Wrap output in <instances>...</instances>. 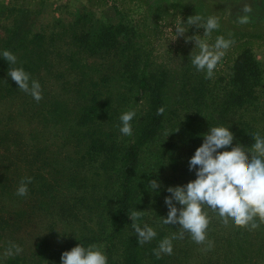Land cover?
Listing matches in <instances>:
<instances>
[{
	"label": "rangeland",
	"instance_id": "374dc122",
	"mask_svg": "<svg viewBox=\"0 0 264 264\" xmlns=\"http://www.w3.org/2000/svg\"><path fill=\"white\" fill-rule=\"evenodd\" d=\"M233 1L0 0V51L9 48L17 57L15 65L0 64L23 67L42 87L37 102L6 74L0 77L3 264H47L83 240L104 251L102 232L112 228L124 168L116 154L136 141L152 106L142 81L161 87L165 114L157 136L140 150L133 183L135 209L158 235L138 245L131 225L126 229L131 242L123 257H135L132 264H143L161 235L179 228L156 225L158 216H167L168 193H149V180L159 178L166 188L195 179L188 160L209 126L230 127L233 148H246L248 127L264 134V24L257 23L264 19V0ZM194 15L217 16L220 28L210 41H231L211 79L191 64L194 43L173 33ZM241 16L246 23H238ZM193 34L203 29L192 26L186 35ZM129 109L136 111L133 134L123 136L119 117ZM25 177L32 182L21 197L17 188ZM256 222L255 229L225 227L209 212L211 250L202 251L205 245L185 233L157 264H264L263 223ZM12 243L23 251L5 257Z\"/></svg>",
	"mask_w": 264,
	"mask_h": 264
},
{
	"label": "clouds",
	"instance_id": "9594fccd",
	"mask_svg": "<svg viewBox=\"0 0 264 264\" xmlns=\"http://www.w3.org/2000/svg\"><path fill=\"white\" fill-rule=\"evenodd\" d=\"M250 10L247 6L243 9L244 12ZM238 22L246 23L247 17H239ZM192 26L203 29V35H186ZM219 28V18L214 15L190 16L186 22L181 21L174 26L175 40L183 38L186 42L194 43L190 54L191 64L198 72H203L206 79L214 76L225 51L231 46V41L223 36H216L214 42L210 41L213 32ZM0 59L10 66L17 63L16 55L7 49L0 51ZM6 75L15 82L19 90L37 102L42 99L40 82L33 79L23 67H10ZM135 117L136 111L132 109L121 113V135L133 134L132 121ZM229 129L224 125L209 126L208 131L201 134L202 144L188 160V170L194 173L195 179L166 188L159 178L148 181L149 193L159 195L161 190L168 193L164 197L167 216H158L156 225H179L172 236L159 240L157 248L153 250L158 258L161 254L172 255L173 240L182 239L185 233L197 244L205 245L202 251H210L212 245L206 241L209 212L225 227L231 223L255 229L259 226L256 218L264 222V134L257 131L252 137L254 143L249 148H233L234 136ZM31 182V177L23 178L18 185L17 195L27 196ZM142 214L143 211L137 209L128 214L138 245L150 243L158 235L156 227L142 221ZM22 251L19 245L12 243L4 250L3 255L12 257ZM0 264H3L2 259ZM60 264H108V256L102 245L84 246L79 243L61 254Z\"/></svg>",
	"mask_w": 264,
	"mask_h": 264
},
{
	"label": "trees",
	"instance_id": "16d2710c",
	"mask_svg": "<svg viewBox=\"0 0 264 264\" xmlns=\"http://www.w3.org/2000/svg\"><path fill=\"white\" fill-rule=\"evenodd\" d=\"M10 50L9 48H3ZM12 52V50H10ZM16 51V50H15ZM5 67V69H4ZM8 65L4 66L0 64V77L7 73ZM142 91H149L151 93V102L152 106L148 114V119L142 128L138 132L136 141L133 144H130L121 154H116V158L120 157L121 162L124 164V168L120 171L119 178V197L116 204V208L113 213V225L108 232L106 229L103 230L102 235L104 236V251L108 256V264H132L136 262L135 257L128 255L123 257V251L130 244L131 240L127 239L126 229L130 227L132 220L129 217V213L132 210H135L137 205V191H134V173L138 165V158L140 150L148 145L149 142H152L158 134V129L162 125V120L165 114L164 102L161 97L160 88L155 87L154 85H149L148 81H142L140 84ZM163 111H160V110ZM256 131L252 127H248L247 134L244 136L245 147H251L254 140L252 139ZM244 144V143H243ZM126 154V157L124 156ZM118 159V158H117ZM119 160V159H118ZM262 231L264 232V222ZM241 231L237 232V236H240ZM167 234L161 235V237H166ZM262 236V235H261ZM163 237V238H164ZM264 237V235H263ZM162 239V238H161ZM47 240V239H46ZM264 241V239H263ZM83 244L87 246V240L74 242L67 245L60 251H57L52 256L51 260L47 264H60L61 254L64 251L71 250L77 244ZM158 243L154 245L155 249L157 248ZM149 255V252H148ZM146 256L143 260V264H157L159 258L154 254V251L150 253V256ZM8 264H19V263H8Z\"/></svg>",
	"mask_w": 264,
	"mask_h": 264
},
{
	"label": "flooded vegetation",
	"instance_id": "af4514ba",
	"mask_svg": "<svg viewBox=\"0 0 264 264\" xmlns=\"http://www.w3.org/2000/svg\"><path fill=\"white\" fill-rule=\"evenodd\" d=\"M239 0H235V1H233L234 3H237ZM255 1H258V0H255ZM254 2V1H253ZM261 5H262V1H258ZM221 9H223L222 7H221ZM232 9H230V11H231ZM239 23V22H238ZM257 23H259V24H264V19H261L260 21H258ZM251 24H256V23H252L251 22Z\"/></svg>",
	"mask_w": 264,
	"mask_h": 264
}]
</instances>
